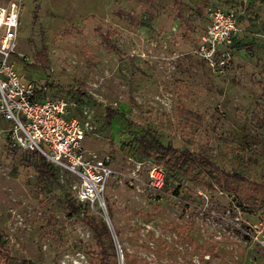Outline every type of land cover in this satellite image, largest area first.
<instances>
[{
  "label": "rangeland",
  "instance_id": "374dc122",
  "mask_svg": "<svg viewBox=\"0 0 264 264\" xmlns=\"http://www.w3.org/2000/svg\"><path fill=\"white\" fill-rule=\"evenodd\" d=\"M21 1L16 71L87 109L85 146L116 173L103 207L76 211L78 178L10 142L0 117V264H264V0ZM215 5L241 14L222 70L197 51ZM148 134L247 180L178 170L138 147ZM153 162L166 170L156 193ZM87 213L109 220L105 254Z\"/></svg>",
  "mask_w": 264,
  "mask_h": 264
},
{
  "label": "built area",
  "instance_id": "2783aa9c",
  "mask_svg": "<svg viewBox=\"0 0 264 264\" xmlns=\"http://www.w3.org/2000/svg\"><path fill=\"white\" fill-rule=\"evenodd\" d=\"M21 7V0L0 4V117L10 121L6 135L14 145L36 150L73 173L78 178L73 185L78 201L103 207L104 191L116 171L106 155L85 146L94 129L87 109L83 107L79 115L71 114L69 108L77 105L76 100L50 94L47 84L23 79L14 67L12 55H21L17 51ZM237 14L234 7L215 5L206 9L207 24L197 51L218 70L230 63V46L240 31ZM165 174L162 165L150 163L146 187L153 193L160 191ZM260 242L264 247V239Z\"/></svg>",
  "mask_w": 264,
  "mask_h": 264
},
{
  "label": "trees",
  "instance_id": "16d2710c",
  "mask_svg": "<svg viewBox=\"0 0 264 264\" xmlns=\"http://www.w3.org/2000/svg\"><path fill=\"white\" fill-rule=\"evenodd\" d=\"M240 15H238V21L240 19ZM235 40V39H233ZM236 41V40H235ZM141 147L143 151H150L154 150L157 153L158 159L165 161L166 163L170 164L172 167L186 171L187 169L191 168L192 165L195 163L201 164L202 166H211L216 168L218 173L224 177L225 179H231V180H247V177L241 174L240 172H233V171H226L224 169L219 168L214 164V162L209 158H203L198 157L194 152H192L189 148H180L177 146H174L172 144H165L159 139H156L155 136L152 134H148L147 136H143L141 140L138 142V147ZM39 154L45 158L43 154L39 152ZM44 164L43 162H41ZM165 169V168H164ZM38 172L42 175L44 172V169L40 165L38 168ZM166 173V170H165ZM165 180H166V174H165ZM81 202L78 203L76 211L81 210ZM86 223L90 226V228L94 231L96 235V243L98 244L100 248V252L102 254H105V248L104 243L102 239V235H100V231H103L107 238L110 239L109 233H108V227L104 220H97L95 216L92 214L87 213L86 217ZM1 239H0V253L5 255L7 250L1 245ZM101 264V263H100Z\"/></svg>",
  "mask_w": 264,
  "mask_h": 264
},
{
  "label": "water",
  "instance_id": "95a60500",
  "mask_svg": "<svg viewBox=\"0 0 264 264\" xmlns=\"http://www.w3.org/2000/svg\"><path fill=\"white\" fill-rule=\"evenodd\" d=\"M105 221H106V223H107L108 227H110L109 220H108L106 217H105Z\"/></svg>",
  "mask_w": 264,
  "mask_h": 264
},
{
  "label": "crops",
  "instance_id": "0c3cea01",
  "mask_svg": "<svg viewBox=\"0 0 264 264\" xmlns=\"http://www.w3.org/2000/svg\"><path fill=\"white\" fill-rule=\"evenodd\" d=\"M238 12V11H237ZM239 15V13L237 14V16ZM238 23H239V21H238ZM240 32V31H239ZM239 32L237 33V35H236V38H238L239 37Z\"/></svg>",
  "mask_w": 264,
  "mask_h": 264
}]
</instances>
